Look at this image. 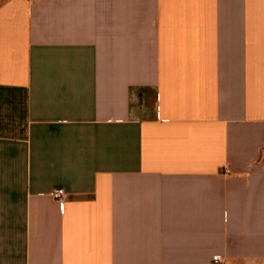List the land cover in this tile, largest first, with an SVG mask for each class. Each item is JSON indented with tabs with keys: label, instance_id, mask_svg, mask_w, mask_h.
<instances>
[{
	"label": "crops",
	"instance_id": "obj_1",
	"mask_svg": "<svg viewBox=\"0 0 264 264\" xmlns=\"http://www.w3.org/2000/svg\"><path fill=\"white\" fill-rule=\"evenodd\" d=\"M215 255L264 264V0H0V264Z\"/></svg>",
	"mask_w": 264,
	"mask_h": 264
},
{
	"label": "built area",
	"instance_id": "obj_2",
	"mask_svg": "<svg viewBox=\"0 0 264 264\" xmlns=\"http://www.w3.org/2000/svg\"><path fill=\"white\" fill-rule=\"evenodd\" d=\"M49 195L58 203L59 206L63 204L64 191L62 189H55L49 192ZM211 264H224V259L220 255L212 257Z\"/></svg>",
	"mask_w": 264,
	"mask_h": 264
}]
</instances>
